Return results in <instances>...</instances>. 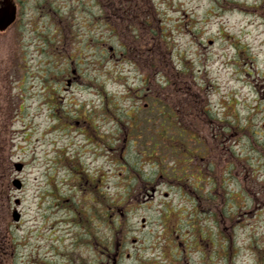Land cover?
Returning a JSON list of instances; mask_svg holds the SVG:
<instances>
[{
  "label": "rangeland",
  "instance_id": "obj_1",
  "mask_svg": "<svg viewBox=\"0 0 264 264\" xmlns=\"http://www.w3.org/2000/svg\"><path fill=\"white\" fill-rule=\"evenodd\" d=\"M14 2L0 32V173L23 162L27 191L18 226L13 197L0 196L1 237L14 243L2 264H104L122 222L140 228L142 217L139 248L118 264H264V0ZM158 92L198 131L175 133L185 163L134 133ZM81 163L100 173L99 196L76 184ZM131 168L166 173L168 196L110 216L131 198Z\"/></svg>",
  "mask_w": 264,
  "mask_h": 264
},
{
  "label": "flooded vegetation",
  "instance_id": "obj_2",
  "mask_svg": "<svg viewBox=\"0 0 264 264\" xmlns=\"http://www.w3.org/2000/svg\"><path fill=\"white\" fill-rule=\"evenodd\" d=\"M157 101H163V98L158 97ZM144 106L147 108V110H153V108H148L147 103H145ZM155 107H156L155 108L156 113L145 114L143 118L142 125L144 127V130H138V131H135L134 133L137 135L142 133L143 135L154 136L155 139L153 140V145H155V147L158 148L162 144V138L165 132V124L163 120L164 118L163 105L159 104V105H155ZM191 107L195 110L194 105H191ZM189 109H190V106H189ZM181 110L182 111L180 114L182 117V122H184L185 125L194 123V121L192 119H189L188 116H187L188 119H184V116H186L188 112L187 108L183 106ZM202 110L203 108L200 107L199 111L202 112ZM166 119H169V118L166 116L165 121ZM169 121H172V119L167 120V122ZM167 122H166V127H167L166 131L168 132L169 126ZM124 141L127 142V136L125 137ZM151 152L159 153L158 150H151ZM119 157L123 159L121 154H119ZM149 158H150L149 160L153 159V161H151L153 166L159 165L160 163L159 155L154 156L153 154H150ZM139 160L141 161L142 158L139 157ZM124 161H127V162H124L125 165H127V163L129 164L132 163L130 159H125ZM22 169H23V166L19 170L14 167V171L11 170L9 172L10 169L7 165V167L4 168L5 171L3 173L1 172L2 175L0 173V196L4 197L7 200H10V197H13V201L15 203L13 208H20V205L23 200L22 194L23 193L25 194V192L27 191L26 182L20 176ZM74 173L78 177V181L76 182L77 185L84 186L87 192L90 191L91 196L97 195V193L99 196L98 189L100 185V173L96 172V174H94L92 171H89V169L83 163H81V168H79ZM142 175L143 177H141ZM17 178L20 180V182H18V186L12 182V180L17 179ZM10 179H11V182H9ZM124 179H126L127 184H128V190L126 191V195L131 196V198L133 197V200L135 202H132L131 198H129V201L126 202L125 205H119L118 203H112L109 206V209L112 212L110 216H113L114 213L118 212L119 216L123 217L125 215L124 210L127 207H130L129 211H131V209H134V208L145 207L147 205V202L153 200L158 195L159 191H161L160 185L163 184L165 180H167V178H164L163 173L152 172L151 174H148L143 169H140L138 171L135 168H131L127 170L125 172ZM174 181L179 186L182 184V182L180 181V177H174ZM134 185H136V187H134ZM162 193L165 194L164 191ZM91 198L94 199L93 197ZM19 213H20V218L16 222L18 225L20 224L21 219L23 217V213L21 212L20 209H19ZM140 222H141L140 228L136 226H130L126 228V230L124 229L125 224L124 222H122L123 224L115 232L116 238L114 242H112L113 248L105 247L104 252L106 256V262L104 264H109V262H111V264H118L119 258H122L123 256L130 258L133 255V253L137 251L141 243H139L138 235H136V233L143 232V228L146 227L147 225V219L145 217H142ZM3 233L5 234V232H0V264L4 262V259L9 257V254H12V256L14 255V250L12 247L14 244L13 239L12 241H10L7 234H6V239H3L2 238L4 236V235L2 236ZM130 237L131 239L129 240ZM197 238H199L197 239V241L203 240L202 236H199ZM193 239H194V242L197 243L194 237ZM194 247L196 248V245H194ZM196 249L198 250L199 248H196ZM209 255L210 253L208 254L206 253L204 256H206L207 258Z\"/></svg>",
  "mask_w": 264,
  "mask_h": 264
},
{
  "label": "water",
  "instance_id": "obj_3",
  "mask_svg": "<svg viewBox=\"0 0 264 264\" xmlns=\"http://www.w3.org/2000/svg\"><path fill=\"white\" fill-rule=\"evenodd\" d=\"M15 10L10 2L0 6V29H4L14 19Z\"/></svg>",
  "mask_w": 264,
  "mask_h": 264
}]
</instances>
